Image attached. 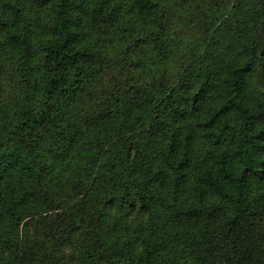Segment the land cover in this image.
Masks as SVG:
<instances>
[{
    "label": "trees",
    "instance_id": "obj_1",
    "mask_svg": "<svg viewBox=\"0 0 264 264\" xmlns=\"http://www.w3.org/2000/svg\"><path fill=\"white\" fill-rule=\"evenodd\" d=\"M0 264H264V0H0Z\"/></svg>",
    "mask_w": 264,
    "mask_h": 264
},
{
    "label": "rangeland",
    "instance_id": "obj_2",
    "mask_svg": "<svg viewBox=\"0 0 264 264\" xmlns=\"http://www.w3.org/2000/svg\"><path fill=\"white\" fill-rule=\"evenodd\" d=\"M172 15H173L172 18L177 20V21H173L174 25L177 27V31L181 34H184L186 32V40H188L190 38V33L187 31L189 30V28L187 27L188 25L185 24V22L183 21L184 20L183 16L176 12L173 13ZM115 42L116 40H109L108 45L106 46L107 47L106 54L108 55L107 58L109 59L110 62H109V66H107L108 64L107 63L105 64L104 68L106 69V73H108V77L111 75V73L109 72L114 71L116 74L124 73L126 69H128L131 65H133L134 62V59L131 58L129 61V66L128 67L125 66V64H127L126 59H124L123 57H119L122 55L120 51L124 50V48L123 46L120 45L114 46ZM106 54L104 56H106ZM177 67L178 66H176L175 69H177ZM170 68H173V65H171Z\"/></svg>",
    "mask_w": 264,
    "mask_h": 264
}]
</instances>
